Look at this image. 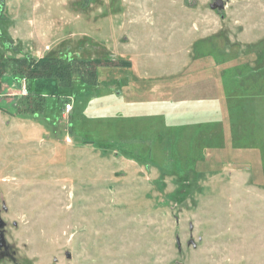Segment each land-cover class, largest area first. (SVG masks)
Returning a JSON list of instances; mask_svg holds the SVG:
<instances>
[{
	"label": "rangeland",
	"instance_id": "rangeland-1",
	"mask_svg": "<svg viewBox=\"0 0 264 264\" xmlns=\"http://www.w3.org/2000/svg\"><path fill=\"white\" fill-rule=\"evenodd\" d=\"M0 264H264V0H0Z\"/></svg>",
	"mask_w": 264,
	"mask_h": 264
},
{
	"label": "trees",
	"instance_id": "trees-1",
	"mask_svg": "<svg viewBox=\"0 0 264 264\" xmlns=\"http://www.w3.org/2000/svg\"><path fill=\"white\" fill-rule=\"evenodd\" d=\"M68 59V58H67ZM65 60V58H64ZM62 58L60 59H56V58H41V59H36L34 57H31L29 54H26L24 57H11L10 59H8V61L6 62V67L8 68V66L13 67L14 69H17V67L19 68L20 72L25 73V71H28V74L32 75V76H37L38 77H53V78H58V80H64L62 78H60V74L59 73V68L60 67H64L66 70V74L67 73H71V67H72V63L74 62L73 59L69 58V61H65ZM101 62H98V64ZM97 64V63H96ZM89 65V64H86ZM94 65V64H93ZM16 66V67H15ZM98 67V65H96ZM89 67V66H88ZM92 67V65H91ZM69 78H70V82H68V85L72 86L73 82H74V76L71 77V74H69ZM82 81L85 85H89V79H88V74L86 76H84V74L82 75ZM61 83V82H60ZM63 83V82H62Z\"/></svg>",
	"mask_w": 264,
	"mask_h": 264
},
{
	"label": "built area",
	"instance_id": "built-area-1",
	"mask_svg": "<svg viewBox=\"0 0 264 264\" xmlns=\"http://www.w3.org/2000/svg\"><path fill=\"white\" fill-rule=\"evenodd\" d=\"M71 109H72V103L71 102L66 103L64 106V112L68 113L70 112Z\"/></svg>",
	"mask_w": 264,
	"mask_h": 264
}]
</instances>
